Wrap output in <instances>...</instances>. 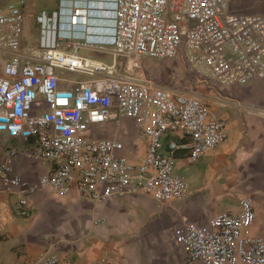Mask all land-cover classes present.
<instances>
[{
  "label": "built area",
  "instance_id": "1",
  "mask_svg": "<svg viewBox=\"0 0 264 264\" xmlns=\"http://www.w3.org/2000/svg\"><path fill=\"white\" fill-rule=\"evenodd\" d=\"M65 1L35 18L42 35L39 55L23 46L26 1L0 2V133L13 142L7 145L9 159L0 162V191L18 189L15 213L23 218L33 209L27 196L39 189L62 197L76 191L83 200L101 203L127 193H146L160 203L184 199L187 181L176 169L177 150L189 149L190 159H200L224 143L228 120L193 91L170 89L127 70L144 58H182L206 85L251 84L264 78V15L232 12L230 0H110L113 25L74 39L63 31L62 20L73 29L86 25L90 7L74 4L66 15ZM80 48L115 61H94ZM116 57L134 63L122 70ZM59 70L92 79L63 88ZM40 103L44 109L33 114ZM125 117L147 139L138 164L120 154V139L90 134L92 127ZM176 134L190 141L172 138L166 145L165 138ZM18 156L48 162L50 169L37 183L26 184L12 165ZM238 201V212L216 214L203 224L180 218L174 238L186 261L264 264V236L253 229L256 199L242 194ZM34 263L62 264V258L46 252Z\"/></svg>",
  "mask_w": 264,
  "mask_h": 264
},
{
  "label": "crops",
  "instance_id": "2",
  "mask_svg": "<svg viewBox=\"0 0 264 264\" xmlns=\"http://www.w3.org/2000/svg\"><path fill=\"white\" fill-rule=\"evenodd\" d=\"M25 1L27 8L33 0ZM74 4L90 7L86 25L73 29L68 27L67 18L62 20L63 31L72 32L74 39L97 33L95 28L113 25L110 0H66V15ZM229 9L240 14L264 15V0H230ZM25 33L24 30L23 46L30 54L39 55L41 37L29 40ZM79 53L97 62L115 61L109 54L86 48H80ZM169 60L165 65L148 58L144 62L148 76L161 86L199 94L209 102L215 115L228 120L224 143L200 159H190L189 149L177 150L176 169L186 178L187 196L160 203L146 193H127L101 203L83 200L76 191L62 197L49 189H39L27 196L32 214L20 218L15 213L18 189L14 190L16 194L0 191V206L5 209L0 221L22 244L20 260L34 263L42 253L55 252L61 255L62 264H206L202 260L186 261L183 246L174 238L175 226L183 215L203 224L216 214L238 212L236 193L255 197L257 218L253 229L264 236V113L251 110L252 104L264 105V78L248 85L213 87L199 84L186 73L182 58ZM116 64L127 70L128 60L116 57ZM127 71L137 77L135 69ZM58 72L63 88L92 79L83 73ZM90 134L93 138L120 139L124 143L120 154L133 164L140 162L147 148L142 128L127 117L92 127ZM172 138L190 141L189 137L168 135L166 145ZM12 143L0 133V162L9 159L7 145ZM12 165L26 184L37 183L51 166L24 156L16 157Z\"/></svg>",
  "mask_w": 264,
  "mask_h": 264
},
{
  "label": "rangeland",
  "instance_id": "3",
  "mask_svg": "<svg viewBox=\"0 0 264 264\" xmlns=\"http://www.w3.org/2000/svg\"><path fill=\"white\" fill-rule=\"evenodd\" d=\"M10 0H0V2L7 3ZM15 1V0H13ZM60 5L59 0H33L27 3V8L24 9L25 12V34L26 39L32 40L33 37L36 39H40L41 29L40 26L35 22V18L38 13L42 11H46L48 14L56 11ZM127 59V58H126ZM128 63L131 65L134 62L130 59H127ZM148 60V58H144L141 60L137 67H134L132 71L135 69V73H137V77L143 80H152L151 76H148L147 70L145 68L144 62ZM153 61V60H151ZM158 61V60H157ZM171 60H163L160 61L162 64H168ZM156 62V61H155ZM186 66V65H185ZM186 73L193 76L195 81L199 84L201 83L198 80L197 75L190 71L188 67H185ZM163 72V71H162ZM165 73V72H164ZM166 75V74H165ZM154 80V79H153ZM155 81V80H154ZM202 84V83H201ZM251 110L257 113H264V105L260 104H252ZM44 109V104L40 103L33 111V114H38ZM262 113V114H263ZM241 193H236L235 196L238 198ZM5 209L0 206V220L4 216ZM20 217V216H19ZM23 218V217H20ZM18 237L14 234H10L7 229L3 228V222L0 221V264H16L17 261L21 259L23 254L22 244H19Z\"/></svg>",
  "mask_w": 264,
  "mask_h": 264
}]
</instances>
